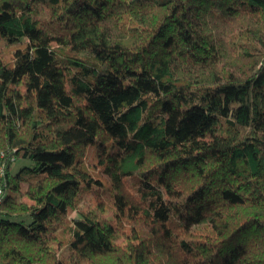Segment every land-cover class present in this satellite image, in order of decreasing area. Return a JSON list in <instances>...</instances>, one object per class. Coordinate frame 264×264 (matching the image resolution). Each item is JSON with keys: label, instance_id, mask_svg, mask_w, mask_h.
I'll use <instances>...</instances> for the list:
<instances>
[{"label": "trees", "instance_id": "obj_1", "mask_svg": "<svg viewBox=\"0 0 264 264\" xmlns=\"http://www.w3.org/2000/svg\"><path fill=\"white\" fill-rule=\"evenodd\" d=\"M0 39V264H264V0H0Z\"/></svg>", "mask_w": 264, "mask_h": 264}, {"label": "rangeland", "instance_id": "obj_2", "mask_svg": "<svg viewBox=\"0 0 264 264\" xmlns=\"http://www.w3.org/2000/svg\"><path fill=\"white\" fill-rule=\"evenodd\" d=\"M23 43H16V44H8L4 39H0V57L6 58V59H17L20 57V51L23 49ZM24 160H18L14 166L13 171H18L23 166ZM103 177L106 176L105 173H101ZM21 189L25 191L27 189V185L25 183H22ZM70 217H75L76 212L70 211L69 213ZM104 217L109 220L110 223L115 224L116 218L114 217L113 211H107L104 213Z\"/></svg>", "mask_w": 264, "mask_h": 264}, {"label": "built area", "instance_id": "obj_3", "mask_svg": "<svg viewBox=\"0 0 264 264\" xmlns=\"http://www.w3.org/2000/svg\"><path fill=\"white\" fill-rule=\"evenodd\" d=\"M4 168L1 166L0 167V171H1V176H3L4 175ZM2 194H3V191H2V188H1V186H0V202H1V199H2Z\"/></svg>", "mask_w": 264, "mask_h": 264}]
</instances>
